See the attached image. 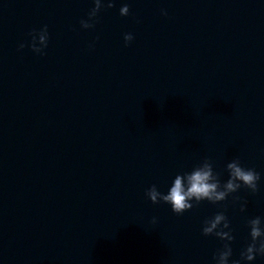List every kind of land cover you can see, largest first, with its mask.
Wrapping results in <instances>:
<instances>
[{
    "label": "water",
    "instance_id": "water-1",
    "mask_svg": "<svg viewBox=\"0 0 264 264\" xmlns=\"http://www.w3.org/2000/svg\"><path fill=\"white\" fill-rule=\"evenodd\" d=\"M114 2L83 29L93 0H0V264H214L218 211L239 259L264 218V0ZM44 25L46 54L18 51ZM206 158L259 191L182 215L148 199Z\"/></svg>",
    "mask_w": 264,
    "mask_h": 264
},
{
    "label": "clouds",
    "instance_id": "clouds-1",
    "mask_svg": "<svg viewBox=\"0 0 264 264\" xmlns=\"http://www.w3.org/2000/svg\"><path fill=\"white\" fill-rule=\"evenodd\" d=\"M94 6L89 10L87 19H82L80 25L83 29H94L99 22V13L105 8H113L114 0H93ZM130 9L124 4L119 9L121 16L129 15ZM162 15H167L165 10H161ZM30 44L20 43L18 51L25 47L39 55H45V49L48 46L49 33L48 26L44 25L41 29L32 30ZM99 39V37H97ZM125 45L133 41L132 33L124 34ZM93 47V45H89ZM228 179L221 181L220 174L216 173L213 163L209 159H204L196 165L190 172L179 173L175 176L167 193H162L157 186L153 184L146 191V196L153 204L165 203L171 206V210L176 215L183 213L198 206L202 201H208L213 205L221 204L229 196L237 193L241 188L249 190L251 194L259 191L260 173L254 168H245L240 160L233 159L226 165ZM233 202L240 200L238 196H232ZM247 207V201L240 204V211L244 212ZM153 224L156 218L153 217ZM246 226L249 229L250 241L240 251L239 259H231L233 256L232 243L235 240L231 223L225 214V211H218L214 216L205 219L202 226L204 236H215L222 242V246L213 254L214 264H251L257 256L264 257V218L256 216L247 220Z\"/></svg>",
    "mask_w": 264,
    "mask_h": 264
}]
</instances>
